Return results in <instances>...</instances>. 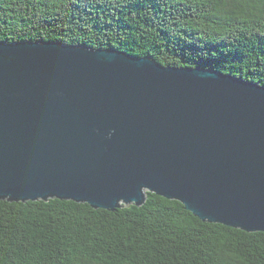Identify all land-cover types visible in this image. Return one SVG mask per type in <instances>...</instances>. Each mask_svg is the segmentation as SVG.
<instances>
[{
  "label": "water",
  "instance_id": "95a60500",
  "mask_svg": "<svg viewBox=\"0 0 264 264\" xmlns=\"http://www.w3.org/2000/svg\"><path fill=\"white\" fill-rule=\"evenodd\" d=\"M264 233V87L59 42H0V200L114 211L146 193Z\"/></svg>",
  "mask_w": 264,
  "mask_h": 264
},
{
  "label": "trees",
  "instance_id": "16d2710c",
  "mask_svg": "<svg viewBox=\"0 0 264 264\" xmlns=\"http://www.w3.org/2000/svg\"><path fill=\"white\" fill-rule=\"evenodd\" d=\"M59 42L264 87V0H0V42ZM0 264H264V233L147 192L114 211L0 200Z\"/></svg>",
  "mask_w": 264,
  "mask_h": 264
}]
</instances>
